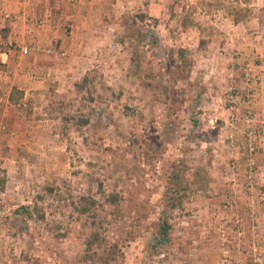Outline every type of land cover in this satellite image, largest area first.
<instances>
[{"label": "rangeland", "instance_id": "rangeland-1", "mask_svg": "<svg viewBox=\"0 0 264 264\" xmlns=\"http://www.w3.org/2000/svg\"><path fill=\"white\" fill-rule=\"evenodd\" d=\"M37 2L0 20V264H264V0Z\"/></svg>", "mask_w": 264, "mask_h": 264}, {"label": "crops", "instance_id": "crops-1", "mask_svg": "<svg viewBox=\"0 0 264 264\" xmlns=\"http://www.w3.org/2000/svg\"><path fill=\"white\" fill-rule=\"evenodd\" d=\"M43 6H45V3L40 4L37 0H0V16L12 17V19L8 18L4 20L0 18V20L3 22L9 21L13 25L19 22V19H22V23L32 21L35 12L37 13V10L38 12L43 10ZM9 30L10 32L19 31L18 29H14V27H11Z\"/></svg>", "mask_w": 264, "mask_h": 264}, {"label": "trees", "instance_id": "trees-1", "mask_svg": "<svg viewBox=\"0 0 264 264\" xmlns=\"http://www.w3.org/2000/svg\"><path fill=\"white\" fill-rule=\"evenodd\" d=\"M21 96V92H16V94H9L8 96V100L9 101H15L17 100L19 97ZM82 122L86 123L87 122V119L83 118Z\"/></svg>", "mask_w": 264, "mask_h": 264}, {"label": "built area", "instance_id": "built-area-1", "mask_svg": "<svg viewBox=\"0 0 264 264\" xmlns=\"http://www.w3.org/2000/svg\"><path fill=\"white\" fill-rule=\"evenodd\" d=\"M22 52L25 53V52H26V48H23V49H22Z\"/></svg>", "mask_w": 264, "mask_h": 264}]
</instances>
